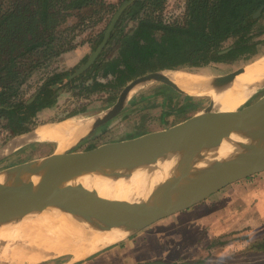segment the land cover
I'll list each match as a JSON object with an SVG mask.
<instances>
[{"label":"trees","instance_id":"1","mask_svg":"<svg viewBox=\"0 0 264 264\" xmlns=\"http://www.w3.org/2000/svg\"><path fill=\"white\" fill-rule=\"evenodd\" d=\"M166 2L135 0L92 66L68 82L90 80L86 90L91 94L118 93L148 73L249 58L264 45V0H186L182 21L172 23L161 16ZM104 5V0H0V120L9 138L34 131L37 115L55 104L56 86L71 74L54 73L31 97L21 98L22 87L40 68L75 48L76 26H66L68 19ZM261 7L259 18H252ZM104 31L89 42L91 52ZM197 107L188 98L176 110L183 115ZM257 247L264 250V241Z\"/></svg>","mask_w":264,"mask_h":264},{"label":"water","instance_id":"2","mask_svg":"<svg viewBox=\"0 0 264 264\" xmlns=\"http://www.w3.org/2000/svg\"><path fill=\"white\" fill-rule=\"evenodd\" d=\"M134 1L122 2L105 29L100 44L89 54L86 62L67 77L68 80L77 78L92 66L122 13ZM262 10L263 7L259 8L252 18H259ZM259 66L258 62L253 63L217 78V88L230 87L247 70ZM163 73H148L130 82L112 110L98 119L95 125H103L120 114L131 92L139 85L161 82L177 89ZM212 104L210 101L199 114L157 132L103 144L85 152L51 156L44 159L43 165L37 169H27L28 164H23L0 171V218L7 209L18 213L17 218L49 210L67 211L79 219L99 213L113 216L106 231L118 230L133 221L137 224L134 232L187 211L223 188L263 172L264 141L257 142L249 155L236 159L228 169L227 162L229 155L249 136L264 138V97L240 111L221 116L211 113ZM190 144L198 145L194 167L191 160L180 153ZM148 158L181 165L189 176L188 180L157 185L147 191L127 185L125 177L119 174V168L130 165L138 169L137 166L145 165L143 160ZM99 162L102 169L96 181L89 171ZM69 165H78L80 179L58 172ZM139 264L208 263H166L158 260Z\"/></svg>","mask_w":264,"mask_h":264},{"label":"rangeland","instance_id":"3","mask_svg":"<svg viewBox=\"0 0 264 264\" xmlns=\"http://www.w3.org/2000/svg\"><path fill=\"white\" fill-rule=\"evenodd\" d=\"M123 1L104 0L105 5L102 7L74 12L66 26H76L73 32L75 48L62 54L46 67L40 68L22 87L21 98L31 97L48 76L60 72L73 74L84 64L82 63L84 57L91 53L89 42L107 28L112 18L110 16L114 15ZM185 2L186 0H167L161 13L162 19L169 23L181 22L185 13ZM109 5L110 8L107 7ZM262 38L264 35L260 37ZM231 43L232 40L227 41L224 49ZM78 49L83 50L85 55L77 52ZM263 57L264 45L261 44L256 54L249 58L234 59L229 64L210 63L204 67L178 71L203 72L220 78L248 64L261 61ZM68 81L64 79L61 85H57L55 104L40 118L36 117V124L58 123L68 118L76 116L82 118L83 114L94 113L88 135L78 140L74 147L65 150H59L56 144L49 141L31 142L21 153L0 159V171L51 156L85 152L103 144L130 140L157 132L199 114L209 106L211 101L209 98L186 96L178 89L161 82H149L129 97L120 114L103 125L96 126V121L112 110L128 85L118 93L106 91L91 94L86 90V86L91 84L90 80L75 83ZM262 97H264V88L255 92L246 106L254 104ZM114 98L115 100L111 102ZM188 98L196 102L198 107L187 114L180 115L176 108ZM3 125L4 122L0 120V147L12 139L3 129ZM151 159H144L145 165H138V169L144 168L147 165L146 162ZM157 161L167 162L162 159ZM217 203H221L217 195L209 197L189 209L190 211L178 213L141 230H136L116 243L98 248L86 258L76 262L71 261V264H139L158 260L166 263L264 264V250L257 247L264 241V231L262 232L264 223L259 221V218L256 220L253 217L249 224H239L236 221L238 218L229 211L223 213L225 217L216 220L217 215L214 212ZM47 213L48 211L29 215L43 217ZM204 213L209 214L210 217H204ZM16 215L19 214L16 213ZM176 218H178L177 221ZM26 219L28 218H24ZM172 220H175L174 225H169ZM5 231L9 230L0 225V232ZM4 241L8 244L18 243L17 239L12 238H5ZM67 259L71 260V256L52 255L37 264H57ZM108 259L111 260L107 261ZM0 264L13 263L11 258L0 252Z\"/></svg>","mask_w":264,"mask_h":264},{"label":"bare ground","instance_id":"4","mask_svg":"<svg viewBox=\"0 0 264 264\" xmlns=\"http://www.w3.org/2000/svg\"><path fill=\"white\" fill-rule=\"evenodd\" d=\"M258 63L259 67L247 70L230 87L220 89L217 88L218 79L203 72L165 71L163 75L186 96L211 99L213 102L211 113L221 116L240 111L242 107L243 109L248 107L246 104L253 94L264 88V57ZM144 86L145 84L136 87L130 96ZM93 114L86 113L81 115L82 118L76 116L58 123H44L38 126L31 135L22 134L13 137L3 153L20 150L35 141H49L56 144L59 150L70 149L76 145L78 140L88 135ZM263 141L264 138L249 136L242 146L237 147L229 155L227 169L236 159L249 155L257 142ZM197 150V144H190L180 152L182 156L191 160L193 167ZM44 161H31L26 168L37 169L43 165ZM147 163L149 165L141 169L128 165L120 167L118 171L125 177L127 185L144 191L165 183H184L189 178L181 165L156 160ZM101 169L102 163H96L90 168V176L97 181ZM58 172L80 179L78 165L64 166ZM29 214L17 218L15 212L7 209L0 218V225L9 230L0 232V252L11 258L13 264H37L52 255H69L71 260L76 262L86 258L100 247L122 240L137 227V224L132 221L125 223L118 230L106 231L107 224L113 216L99 213L85 215L87 217L83 219L76 218L63 210L49 211L43 217ZM24 218L28 219L24 220ZM5 238L17 239L18 243L8 244L4 241Z\"/></svg>","mask_w":264,"mask_h":264},{"label":"crops","instance_id":"5","mask_svg":"<svg viewBox=\"0 0 264 264\" xmlns=\"http://www.w3.org/2000/svg\"><path fill=\"white\" fill-rule=\"evenodd\" d=\"M77 52L81 53L82 55H85V52H83V50L78 49ZM47 110L49 109H45L41 111L37 115V118H40V116L44 115V113ZM38 126L40 125H37L36 128ZM36 128L34 129L33 132L27 133V134L28 135L33 134L36 131ZM12 139H10L2 147H0V159L5 158L7 156H13L15 154L21 153L23 149L25 148L24 147L20 150H14L11 153L4 154L3 151L7 148V145L11 143ZM35 142H38V141H35ZM228 187L230 188L227 189L226 187L223 190H220L219 192L212 195V196L217 195L218 199L221 201V203L215 204L217 206L214 212L215 215H217L216 220H220L223 217H225V214L223 213L229 211L230 214L238 218L236 221L239 224H249V222L253 220V217H255L256 220L259 218V221L264 223V171L258 174H255L247 179L236 182ZM205 213H204V217L206 218L210 217L209 214L206 215ZM177 220L178 218H176V221ZM173 222H175V220H172L171 222H169V225H174ZM263 231H264V227L262 229V232ZM71 261L72 260L67 259L57 264H71L72 263Z\"/></svg>","mask_w":264,"mask_h":264},{"label":"flooded vegetation","instance_id":"6","mask_svg":"<svg viewBox=\"0 0 264 264\" xmlns=\"http://www.w3.org/2000/svg\"><path fill=\"white\" fill-rule=\"evenodd\" d=\"M217 63H225V64H229L230 61H221V62H217Z\"/></svg>","mask_w":264,"mask_h":264}]
</instances>
